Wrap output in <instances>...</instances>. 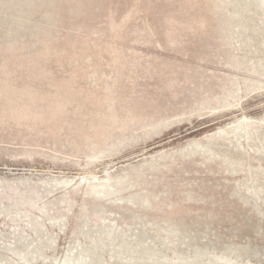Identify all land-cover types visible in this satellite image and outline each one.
<instances>
[{
    "label": "rangeland",
    "instance_id": "obj_1",
    "mask_svg": "<svg viewBox=\"0 0 264 264\" xmlns=\"http://www.w3.org/2000/svg\"><path fill=\"white\" fill-rule=\"evenodd\" d=\"M0 264H264V0H0Z\"/></svg>",
    "mask_w": 264,
    "mask_h": 264
}]
</instances>
